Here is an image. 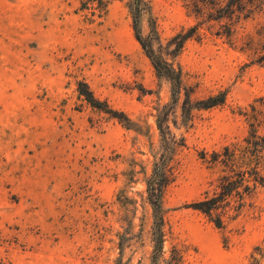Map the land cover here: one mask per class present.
<instances>
[{
	"label": "rangeland",
	"instance_id": "1",
	"mask_svg": "<svg viewBox=\"0 0 264 264\" xmlns=\"http://www.w3.org/2000/svg\"><path fill=\"white\" fill-rule=\"evenodd\" d=\"M227 1L0 0V264H264V186L220 228L188 206L216 192L212 154L243 144L252 104L264 134V0L234 14ZM134 16L180 70L175 101ZM81 82L132 123L92 107ZM222 91V104L183 113L186 95ZM157 166L155 253L147 188Z\"/></svg>",
	"mask_w": 264,
	"mask_h": 264
},
{
	"label": "trees",
	"instance_id": "2",
	"mask_svg": "<svg viewBox=\"0 0 264 264\" xmlns=\"http://www.w3.org/2000/svg\"><path fill=\"white\" fill-rule=\"evenodd\" d=\"M242 1L243 0H228L226 4L228 12L230 14H234L236 10L241 9L238 7L241 6ZM133 22L137 40L141 43L157 73L165 76L167 80H169L171 84L172 98L175 101L178 98L181 89L180 70L174 67L172 63L154 54L153 49L140 35L137 16H134ZM195 29L196 27L193 26L186 32L177 34L176 38L178 39V42L175 45V51H178L181 48L184 40L194 35ZM256 61L264 65V54H261ZM78 92L79 95L83 96L92 107L110 114L112 117L119 119L127 126L132 123L126 113L114 109L110 107L106 101L96 98L87 84L82 82L79 83ZM225 95L226 93L222 91L217 94L198 99L195 102H191L189 96L186 95L183 101V113L187 115L192 107L207 109L222 104L225 100ZM260 99L261 105L264 106V98ZM250 107L253 111V114L251 115L253 122L250 124L251 129L248 135L243 139V144L225 146L221 152H214L212 154L213 159L219 161L222 165L223 172L217 179L216 192H214L212 196H205L202 199L188 204L189 207L204 213L218 228L223 226L222 215H224L231 208L235 209V206L233 205L234 203H236V207L239 208L244 195L250 193L252 189L258 185L264 186V134H258L256 129L257 123L261 121L260 118H258V114H262V112L260 113L253 104ZM157 126L161 134L162 144L166 149H168L169 146L166 143L160 116L159 119H157ZM160 173L161 167L157 166L153 172V180L156 181H153V183L149 182L147 188L148 199L153 210L155 253L161 248L160 224L162 221V184L160 182Z\"/></svg>",
	"mask_w": 264,
	"mask_h": 264
}]
</instances>
